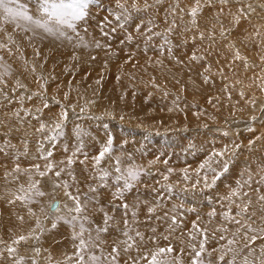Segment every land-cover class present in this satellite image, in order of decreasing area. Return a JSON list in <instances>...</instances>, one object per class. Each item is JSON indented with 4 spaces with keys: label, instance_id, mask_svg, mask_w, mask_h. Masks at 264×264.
Wrapping results in <instances>:
<instances>
[{
    "label": "bare ground",
    "instance_id": "1",
    "mask_svg": "<svg viewBox=\"0 0 264 264\" xmlns=\"http://www.w3.org/2000/svg\"><path fill=\"white\" fill-rule=\"evenodd\" d=\"M199 3L202 6L200 7V11L198 12V14L195 18H193L189 14L190 10H191L189 8H192L194 6L191 3L190 4H184L185 13L183 11V14L181 13L182 15H180V16L176 15L177 18H174V19H175V21H177L179 19L180 21L178 20L177 22H181L182 24L186 25L185 26L186 34H184L185 32L181 33L184 36L178 37L177 41H175L176 39L175 40L173 39V38H176L175 36L173 38H170L167 41L166 45H164L163 42H161L157 38H154V39L156 41H159L158 45L154 43L153 37H157V35L150 37L152 35L145 36L143 34H135L136 32L133 33V31H134L133 28H130V27L125 26V25H121L118 20H114L112 22V24H110L109 23V21L111 19L110 16L104 17L96 27L95 25H93L90 22V19L92 17L99 18V14L93 10H90V11H88V17H87L86 21L81 22L78 25L77 32L79 34V38L75 34H73L71 32V30H68V34L73 37L71 41L66 40V39L57 40L56 38H54V40L50 41V42L47 40L48 42L44 43V46H46L50 49H59L61 51V54L58 55L57 50H55L56 54L51 58V59L55 60L56 62L64 61V62H67L68 64H70L71 63L70 61L75 57L76 61L72 62L74 65H75V62H77L78 64L82 63L84 65L85 69H89V71L91 70L92 73H94V76L97 75V77H94V78H90L92 76V75H90L88 79L91 81V83L95 84V87L97 86V88H95V89H97L96 92L99 90L98 85L99 84L103 85L99 91H100V93L104 94L103 96L106 95V97H105L106 103H103V102L100 103L101 101L99 102L96 97L95 98L93 97L91 99V102H89V101L86 102V98H84L85 95H82V94H81L82 96L80 95L81 97L79 99H75V100H78L80 102L84 98L83 99L84 101L80 102V103H83V105H84V103L86 102L87 104H85L86 106L82 105V109L84 107H86V111H88L90 114L91 113L94 114L96 112V110H95L96 106L94 107L95 112L90 111L91 110L90 109L91 103L96 104L98 101L99 102L98 106L101 109H103L101 112H98V113H100L98 116L99 118L96 119L97 120L96 122H98V123L102 122V120L104 118L105 121L103 122V124L106 123V126H109L110 123H108L109 122L108 117H106V116L107 115L110 116L112 113H114L115 115H117L119 117V119H120L119 122L121 123V120H123L122 124L127 126V127L134 128V127H138L141 125L147 126L150 123H152L153 126L155 127V129L158 130L159 128L160 129L166 128L165 124L162 125V123H164L163 115L167 114L168 112H170V114H171V112H173L172 114H174V117L178 115V119L173 120V122H175L177 120L178 121L174 124H172V122H171L170 126L177 127L180 125H184L185 123H186V125H193L194 123H192V121H186L183 124V119L185 120V118H182L180 116L182 119H179L180 118L179 114L181 111H183L186 116H188L189 114H192V113L195 114L196 110L199 111L200 109H198V107H196V106H193L192 101H197V103L202 102L201 103L202 108L204 107V109H207V111L209 110V111L216 113L219 116V118L216 121L217 115L215 117L214 114L206 112L202 116L198 117V119L195 116H193L190 120H195V123H197V124L200 122H202L203 124L207 123L208 125L212 124L210 126H213L215 124V127H219V128L215 129L214 132L219 133L218 135H221V137L224 136L223 134L230 135V136L235 134V131L237 132L239 130V128L242 126V129H240L239 131H246V132L250 133V135H245L246 137H244V135H243V137H241V138L246 139L245 142L246 141L253 142L252 144H248V147L249 146L253 147L255 145V146H258L264 150V0H228V3H226V4L221 3V0H199ZM248 5H251V9L248 8ZM9 6H11L13 8L27 7L31 12H35L36 0H17V2L15 0V1H12V3ZM181 9H182V7H181ZM188 9H189V11H187ZM241 9H243L244 11L241 12L240 11ZM131 11H132V9H131ZM155 12H156V9H155ZM136 15H137V13H136ZM105 18H107L106 22H105ZM237 20H238V23H237ZM17 23H21V22L12 21L10 18L6 19L5 14L3 12V9H0V34H2V33L4 34L3 31L7 30V26H10L11 31L12 30L18 31V32H21L22 34L32 33V32L36 31V32L40 33L39 35H42L45 37H50V36H46L45 34H43L40 30H33L32 32H25L21 28L17 27ZM86 23L88 25H90V30H88V27L84 26ZM195 23L198 24V28H200V29L203 28L204 30L198 32L197 31L198 28L196 27ZM134 24H135V22H134ZM169 24H171V23H169ZM151 25H153L152 21H148V23H142L140 25H137V27L139 30H140V28H145L148 33L152 34L151 28H153V27H151ZM180 25H178V26H180ZM179 29L180 28H178V30ZM86 30H88L89 33H87ZM180 30H182V29H180ZM225 30H226L225 35H221V33L225 32ZM123 31L126 33H132V34L136 35L137 37L146 38L148 41L144 44V46H142L141 44H138L137 49L126 48L123 46L124 40L121 36V32H123ZM139 32H141V31H139ZM180 32H182V31H180ZM201 32L204 33L203 39H201V36H200ZM206 33L210 34V36ZM213 35H214V39L212 38ZM80 38H82V40ZM164 38H166V37H164ZM8 40H10V39H8L7 36H2L0 38V42H5ZM130 40L133 41V37H131ZM8 42H9V44L13 45V47L17 48V46H16L17 44H14L13 41L11 43H10V41H8ZM14 42H16V41H14ZM204 42L213 43V44L211 45V55L206 56V58H207L206 63L208 64V66L203 65L200 67V66H198V59L200 58V54L198 53V51H201V50H198V48L203 46ZM16 43H18V42H16ZM104 43H106V46L103 45ZM3 44H7V43H3ZM18 44L20 45V43H18ZM97 45H99V46H97ZM182 45H186V48L184 50H181V49L177 50ZM19 47H21V45ZM112 47H113V49H112ZM7 49H9V48L7 47ZM127 50H131L132 55L125 53V51H127ZM208 50H207V52H208ZM124 54H126V55H124ZM237 54L239 55V58H236ZM4 55L6 56V52L3 49L0 50V58L1 59H2V57H5ZM12 55H14V54H12ZM190 55H191V58H190ZM25 56L27 57V55H25ZM25 56H23V57H25ZM134 57H135V61H134ZM5 58L7 59V60L4 59L5 62H7L8 60H9V63L13 62V61H11L12 58L9 57V55ZM1 59H0V61H1ZM14 59H16V61H18L17 56H14ZM24 59H26V58H24ZM3 62L4 61H2L1 63H3ZM38 64H39V62H38ZM83 65H82V67H83ZM123 65L130 68L129 74H125V73L121 72L120 67ZM77 69H79V68H77ZM77 69H75V70H77ZM149 69L150 70L152 69L151 71H153L151 73L152 77H154V75L156 77L160 75L157 78L160 79V77H161V79H162V80H160L161 81L160 83H158V82L156 83V78H154L155 80H153V78H151L153 80V82L150 81L151 79L149 80V82L147 81V83H150L153 85V86H151V87H153L152 90L146 89V88L143 90H138L137 88H139V84H138V87L136 85L129 86V82L132 79L133 80L142 79L150 71ZM109 72H111V73H109ZM161 75L166 76V78L162 77ZM11 78H12V76H11ZM144 80H145V78H144ZM84 82L82 83V85H79L83 90H85L87 88V86ZM65 87H67V86H65ZM71 87H72V85H71ZM151 87H149V88H151ZM142 88H144V87H142ZM12 89H7L8 90L7 92H8V94L10 93V95L13 98V95H15V94H14V90H12ZM63 90L64 89H62V91ZM70 90H72V89H70ZM155 90L171 91V93H172L171 97L172 98L174 97V99H173L174 101L172 99L171 100L173 102L172 101L168 102L166 100L167 105L170 109L165 108L166 104H164V103L166 101L163 102V100H162L164 98L153 96ZM64 92L65 91H63L62 93L65 94ZM89 94H88V96H89ZM163 94H167V92L163 93ZM65 95L67 96V94H65ZM77 95L78 94H76V96ZM2 96H4V95H2ZM7 96L2 97V98H4L3 100L6 101L7 99H11V97L9 98ZM165 96H168V95H165ZM70 97H72V96H70ZM199 97H201V98H199ZM45 98L47 100H51V98L53 100L57 99V98L55 99L53 97H51V98L45 97ZM87 100H90V99L87 98ZM56 101L59 102L61 100H59V101L56 100ZM8 102H9V100H8ZM60 104H62V103L60 102ZM62 105L64 106V104H62ZM73 105H74V103H73ZM66 106H68V105H66ZM76 106H78V105H76ZM36 108H38V107H36ZM42 108H43V106H42ZM4 109H6V108H4ZM33 109H35V107ZM166 109H168V110H166ZM30 111H31V109H30ZM37 111L38 110H36V112ZM43 111L45 112V114H47L48 111H49V113L52 112L51 110H47V109H44ZM82 111H84V110H82ZM145 113H147L149 115L153 114L155 116V118H159V116H160V118H159L160 121H157V122L147 121L146 119L143 118V117H145ZM68 114H69V117L72 116V114H73V112L71 111V109H69V107H68ZM53 115H51L50 118H52ZM149 115H146V116H149ZM234 115H236V117H237L236 119L231 118ZM166 116H169V115H166ZM171 116H173V115H171ZM253 117H255V119H253ZM109 118H111V117H109ZM150 119H151V117H150ZM31 120H32L31 117H27L24 120H19V124H17V126H15V130L19 133H22V134L27 133V135H33L32 133H34V132L31 129V127H32V124H31L32 121ZM91 120H93V119H91ZM113 120H114V118H113ZM186 120H189V118H186ZM10 121L12 122L13 120H10ZM81 121H85V120H81ZM168 121H172V120H168ZM228 121H232L234 123L233 124L234 129H231V125L230 126L227 125ZM15 122H18V121H15ZM235 122L238 124H235ZM91 123H90L89 127H91V130L95 129L96 123L94 122V120ZM47 125H49V124H47ZM78 125H81V124L79 123ZM100 125H101V123L99 124L98 127H102ZM200 125H201V123H200ZM106 126H104V127H106ZM198 126H199V124H198ZM4 127H7V125ZM84 127H86V126H84ZM89 127H87V128L90 129ZM119 127H121V126H119ZM182 127H184V126H182ZM79 128L83 129V127L78 126V129ZM191 128H193V127H191ZM194 128H197V127H194ZM206 128H208V127H206ZM173 129H175V128H173ZM188 129H190V128H188ZM177 130H175V131H177ZM182 130L184 131V129H182ZM7 131L8 130H6V132ZM79 131L80 130H78L77 132H79ZM121 131H123V130H120V132ZM204 131H206V130H204ZM208 131H210V130H208ZM195 132H193V135H194L193 137L191 135L192 138H195L196 134H198V132L196 134H194ZM201 132H203V131H201ZM94 133L98 134L99 132L97 129H95V131H93L92 135ZM110 133H112V131ZM128 133H125L126 136H124V135L121 136V133H120V135L118 134L114 138L116 148H118L119 142L120 143H122L121 141L125 142L123 145L121 144V146H122L121 149L118 152H115L114 155L118 154L117 157H120L122 162L126 163L123 166H128V165L139 166V165H141L140 163H141L142 159L138 158L137 143L135 142L137 133L136 132H133L131 134H128ZM179 134H181V133H178L177 135L179 136ZM203 134H206V132H204ZM211 135H213V134H211ZM98 136H101V135H98ZM188 136H190V133ZM235 136L238 137L237 135H235ZM17 137H19V136H17ZM106 137H109V136H106ZM197 137H199V136H197ZM210 137H212V136H210ZM216 137H220V136H216ZM94 138H95V136H94ZM186 138H188V137H186ZM212 138L214 139L215 137H212ZM230 138H228L227 141H229L230 145L232 146ZM238 138L241 139L240 136ZM95 139H97V138H95ZM95 139H93V140H95ZM179 139L183 140L182 137ZM198 139L200 140V143L202 145H204L205 139L202 136H200V138H198ZM28 140L29 139H26L27 142H28ZM32 141L28 142L29 143V147H28L29 153L28 154H29V156H32V158L34 157L35 159H38L37 158L38 148L39 149H47V150H48V148H43L42 146L35 145L34 143H31ZM221 141H223V140H221ZM75 142H76V140H75ZM245 142H244V144H245ZM87 143H88V141H87ZM181 143H183V142H181ZM184 143H187V142H184ZM194 144L192 143V145H194ZM220 144L221 143H219L217 149L221 150V151L223 149V153H225V151L227 149L222 148V146H224V145L221 146ZM244 144L242 143L240 147H242ZM12 145H15V144H12ZM41 145H43V143ZM45 145H49V142L46 143ZM86 145H88V144H86ZM227 145H228V143H227ZM238 145H240V143ZM100 146L101 145H99V147ZM215 146H216V144H215ZM65 147H67V146H65ZM199 147H194V148H199ZM203 147H205V146H203ZM69 148H70V146H69ZM187 148H188V146H187ZM59 149H61V148H59ZM59 149L57 150L58 153H60ZM17 150L15 152H17ZM169 150L167 149V151H169ZM207 150H205V152ZM258 150H260V149H258ZM69 151L70 150L68 148H66V150L64 152L67 154V153H70ZM115 151H116V149H115ZM233 152L234 151L231 150V152L229 151L228 154L229 153L232 154ZM251 152H252V150H251ZM209 153H211V152H209ZM214 153H216V152H214ZM241 153H243V152H241ZM254 153L258 154L259 152L255 151ZM14 154L16 157L17 154L16 153H14ZM206 154L210 155L208 153H206ZM62 155H64V154H62ZM144 155H146V154H144ZM168 155L171 156L170 154H168ZM239 155H241V154H239ZM247 155H249V153ZM27 156L24 155V157H27ZM69 156H73V154H67L64 157H61V155H60L59 158H61V161H65ZM82 156L81 157H75L74 156L73 158L76 160V162L73 163L71 166H68V170L72 171L74 173L75 179L77 182H79V183L81 182L83 185H86V183H84V181L85 180H91L90 178L94 177L96 175H94V173L91 172L88 169V167L86 170H83L84 167L79 162L80 160L84 159ZM129 156L131 157V159H129ZM223 156L225 157V155H223ZM56 157H58V156H56ZM184 157L185 156H183V159L185 161V158L187 156L185 158ZM251 157L253 158V155ZM207 158H210V157L208 156ZM235 158H237V155ZM235 158H232V159H235ZM183 159H180V160H183ZM226 159H228V158L226 157ZM249 159L250 158H247L248 161H249ZM8 160H10V159H8ZM177 160H179V159H177ZM53 161H56V160H53ZM170 161L172 162V158H170ZM170 161H168V162L170 163ZM56 162H58V161H56ZM108 163L109 162H106L102 166L106 167ZM239 163H240L239 165H241L242 161H240ZM177 164H179V163L177 162ZM86 166H87V161H86ZM165 166H166V164H165ZM188 166L189 165H187V167H186L187 170L190 169ZM238 166H235V170H234L235 174H237V170H239V171L241 170V169H239ZM60 167H66V165L61 164ZM11 168L7 167L4 164H3V166H0V176L2 177V178L0 177V212H5L6 215H11V212L15 209V208H13V206H11L9 204L10 203L9 202L10 196H11V198H17V196L23 194L20 191V186L18 185V183L19 182L25 183V181L28 180V176H24V175H20L19 182L14 180L13 177L18 175V174L15 172V167H14V169H11ZM28 168H30V167H27V169ZM194 168H195V170L193 171L194 173H200L201 174L203 172H206V173L212 172V171L210 172L206 168L198 167L196 164L194 165ZM187 170L186 171L174 170L172 172H175L174 174L176 176L175 175H173V176H175L176 178L177 177L179 178V176H182V179L179 178L180 180H182V181H180L181 183L183 182V183L192 184V182H194V180L191 177L193 173H188ZM111 171H113V170H111ZM162 172H163V170H162ZM226 173H228V171ZM247 173L243 172L242 175H244V174L247 175ZM164 175L167 176L168 178H170L168 174H164ZM213 175H214V173L212 172L211 178H213ZM165 176H163L162 178H164ZM208 176H209V174H208ZM51 177H53V175L50 174L49 177L45 178V180L42 183V185L44 186V188H46L47 191H49V189H51L49 194H48V200L45 204L46 206L44 209L47 210L50 203L56 202V203H59L61 205V211H63V204L65 202L70 203V201H67V198L65 197L63 190H61L59 188H55V189L53 188V186H52L53 180ZM175 177H173V178H175ZM252 177H253V181L251 182L252 185H250L249 187H244L242 191L248 192L250 194L249 197H247L248 199H251L253 202H257V197L260 195H264V184H261L259 182L260 178H261L260 173H257L255 175L252 174ZM225 178L220 177V179L216 183V187L214 189H212L215 186L214 185L211 188L212 190L206 191V192L212 193L211 194L213 196L212 204H213V208L216 209L217 213L221 212V210L218 209L219 204H223L224 206L226 205L227 202L224 201L222 198L225 195H227V193H222L220 191L215 192V190H217L216 188H218L220 186L218 189L222 190L224 192H229V190L224 189L225 186L234 189V187L232 186V181L226 180ZM33 179H36V177ZM83 179H84V181H83ZM243 179H245V177ZM60 180L61 181L68 180L69 183L73 184V187L76 186V184L73 183V181L71 180V178L67 174H62V176L60 177ZM167 180H168L167 184L169 183L170 185H174L172 183V180H169V179H167ZM174 180H176V179H173V181ZM11 182H16V185H11ZM203 183H205V181ZM194 184H192V185L194 186ZM158 185H159V183L155 184L154 188H156ZM234 185L236 187V184H234ZM139 186L140 185L136 186L135 188L138 187L140 190V194H139L140 201L141 202L146 201L147 203L146 204L140 203L139 207L136 209V211L138 213V220L142 222V223H139L137 225V227L141 231H146V229H148L154 225H157L156 222H158V221L155 219V216L162 215L164 211L170 210V209H172V207L167 206L163 202L160 201V203L162 204V207L157 208V211L154 214L153 219L151 221H149L147 219V215H148L147 214V208L149 206H153V201H154L153 197H156V196H153L152 193H148V192H146V196L145 195L143 196V191L141 190V187H139ZM182 186H184V185H182ZM202 186L204 187V185H202ZM203 187H201V188H203ZM135 188L130 191L131 192L130 195H126V194L124 195V200L129 205L134 204L136 202V198L139 201V198L135 194L136 193ZM253 189H255V191H253ZM182 193H184V192H182ZM59 194H60V196H59ZM53 196H55V197H53ZM51 197H53V198H51ZM56 197L60 198V202H58L57 200L54 201V198H56ZM110 197H112L111 194L104 193L103 191H99V196H98L99 203L98 204L97 203H90L89 204L90 210L88 212V215L91 218V223L86 224V227L89 229V231H91V234L93 236H95L96 233H95V231H93V229L97 225L100 224L102 217L101 218H99V217L103 215L99 211V209L102 207L105 212H108L109 215L114 216V221L112 222V224H114V226L111 227V230L109 231V235H107L105 233V234H101V236H100L101 241L104 242L102 245V251L104 254H107L108 252L111 251L110 245H111L112 241L114 239H116L120 229L122 228L121 218H122L123 211H124L123 209H121L119 207H117L114 210L112 207V204L115 203L118 205L120 203V201L119 200L113 201ZM196 198H197L196 199L197 202H195L196 207L194 206L193 208H195L197 210V212L202 217V219L207 221V215L206 214L211 210L205 211V212H202L201 210H199V204H200V200L202 198V195L199 194V196ZM160 200H161V198H160ZM177 203H179V202H177ZM177 203H174L171 205L172 206L173 205L178 206L179 204H177ZM239 203H240V200H239ZM253 211H256V209L253 208ZM25 212H26V210H25ZM95 213L97 215H94ZM40 215L41 214L39 212V216ZM187 215H189V214H187ZM257 215H260V213L257 212ZM41 219H43V217H41ZM129 219H131V215H129ZM188 219H190V217ZM221 219H222V217H220L218 215L213 221V226L218 225ZM3 221H5L6 223H10L9 220H2L0 218V226H2L1 223ZM45 221H44V224H45ZM46 224H49V223H46ZM59 224H61V222L57 223L55 229H57L59 227ZM161 227H163V226H161ZM69 228H72V227L68 225V226L64 227L63 230H61L62 234L65 236L62 239H57L58 235L56 233H53L50 235V238H52L54 240L55 244L60 242V243H62V245H64L65 247L68 248L67 251L62 250L61 255L63 257L71 256L72 253L74 252V243L75 242L73 240L72 232L67 231V229H69ZM158 231L163 233V230L160 228L158 229ZM146 234H150V233L146 232ZM5 235L9 236L8 233H5ZM177 236L179 237V234ZM209 242H210V245L213 246L214 248H217L219 246V243L215 238H210ZM263 242L264 241L257 242L256 247L258 250L261 247V245L264 244ZM213 247L212 248L208 247V249L212 250ZM57 248H56V250H58ZM45 253L46 252L40 253V255L36 257V259H38V261L40 260L44 263L43 259H44ZM96 254L99 255L100 250H97ZM129 255L135 256L136 250L135 249L130 250V252L128 254L122 253L121 257H120V264H124V261L128 259ZM10 262L13 264V261H10ZM42 262H40V263H42Z\"/></svg>",
    "mask_w": 264,
    "mask_h": 264
},
{
    "label": "rangeland",
    "instance_id": "2",
    "mask_svg": "<svg viewBox=\"0 0 264 264\" xmlns=\"http://www.w3.org/2000/svg\"><path fill=\"white\" fill-rule=\"evenodd\" d=\"M12 1H15V0H12ZM16 2H17V0H16ZM120 2L122 4H124L125 7H127L129 10L126 18H122L119 20L120 24L128 26L130 28H133L134 29L133 33L136 32L135 34H143L145 36L152 35L150 37H153L154 36L153 33H161L162 35H159L157 37H153L154 43L157 45H158L159 41H156L154 38H157L158 40L163 42L164 45H166V43H167L166 41H168L170 38H173L175 36L176 38H173V39L174 40L176 39L175 41H177L178 37L184 36L181 33L185 32V26L186 25L182 24L181 22H177L179 19L177 21H175L174 18H177L176 15L180 16L183 14V11L185 8L184 4H190L191 3L193 6L196 5L195 0H147L148 7H145V0H120ZM133 3H135L137 5V8L132 7ZM201 6L202 5L200 4V7ZM181 7H182V9H181ZM131 9H132V11H131ZM155 9H156V12H155ZM189 9H191V8H189ZM189 9L187 11H189ZM90 10H93L99 14V18L92 17L90 19V22L93 25H95L96 27L104 17H109V16L111 18L109 23L112 24V22L114 20H117L116 16L121 14V12H122V9L117 7L116 0H91V2L88 5V11H90ZM136 13H137V15H136ZM184 13H185V11H184ZM148 21H152V24H153V25H151V27H153V28H151L152 34L148 33L145 28H140V30H139L137 27V25H140L142 23H148ZM172 21H175V23L177 25L175 24V27L172 29V31L166 33L167 34L166 35L165 30L170 25L169 23H171ZM134 22L136 25L134 24ZM178 25H180V26H178ZM195 25L198 28V24L195 23ZM84 26L88 27V30H90V25H88L86 23ZM10 28H11L10 26H7V30L3 31L5 35L3 33H2L3 35L0 34L1 35L0 38L2 36H7V38L10 39V40H8V41H10V43L13 41L14 44H17L16 45L17 48H15V47H13V45L9 44L8 41L0 42V45H6V47H0V50L3 49L6 52V56L5 55L4 56L7 57L9 55V57L12 58L11 61H13V62L9 63V60L7 62H5V60H7L5 57H2L3 60L0 58L1 59V61H0V128H1L0 129V148H5L4 152H0V166H3V164H4L9 168L12 167L11 169H14L16 164L19 163L20 168H22V170H23V169H27V167H30L32 164L39 163L43 166L46 163V161H44V160L35 159L34 157L32 158V156H29V154H28L29 153V151H28L29 143H27V145L24 144V141H26V139H29L28 142L33 140L31 143H34L35 145L42 146L43 148H48V150L53 152L54 156L55 155L58 156V157L55 156L57 159L54 156L51 159L56 160L58 162L61 161V158H59L60 155H61V157H64L67 154L75 153L76 148L79 146V142L82 140L83 141V152L87 153L88 157H89V159L87 161V166H86V163L82 164L84 167L83 170H86L88 167V169L91 172H93L91 157L95 156L97 154V152L99 151V149L101 147V146L99 147V145H103L109 137H112L113 138V152H112L113 155H112V157L114 156L116 158L118 154L114 155V153L118 152L122 147L121 144L123 145L125 142L124 141H121L122 143L119 142L118 148H116L114 138L118 134L120 135V133H121V136L122 135L126 136L125 133L129 132L128 134H131L133 132H136L137 135H136V141L135 142L137 143L138 158L142 159V161L140 163L141 165H139V166H142L144 169L148 170V172H149V174L141 176V182L138 185H140L139 187H141V190L143 191V196L144 195L146 196V192L152 193L153 196H156L157 191L166 193V195L161 197L160 201L163 202L167 206L173 207L171 204L179 202L177 204L183 205L185 209L193 208L195 206V202H197L196 197H198L200 194V195H202V198L200 200L199 210H201L202 212H205V211H209V210L213 209V204H212L213 196L211 195L212 193L206 192V191L214 189L216 187V183L218 180L216 181L215 186L213 188L212 187H206L205 183H203L205 181L204 177H205V175H207L208 182L210 183L213 179V178H211L212 172L207 167H206V169L209 170L211 173L203 172L200 174V173H194L193 171L195 170V168H194L195 164L198 167H201L202 164H204L206 161L210 160V158H207L208 156L214 157V154H215L214 152H216V153L217 152H223V149H222V151L217 149L219 143H221L220 144L221 146L222 145L225 146V147L222 146V148L227 149L224 153L225 157L224 156L217 157V158L214 157L212 159L211 164H210V168L215 169L216 172H219L223 163L227 162L228 168H229L228 173L225 172L223 175H221V177L222 178L226 177L225 178L226 180L232 181V186L234 188L237 187V181L242 182L243 180H246L249 175H252V174L255 175L257 173H260L261 177L264 176V167H263L264 166V150L258 146H255V145L253 147L252 146L248 147V144H252L253 142H248V141L245 142L246 139L241 138V137H243V135H244V137H246L245 135H250V133H248L246 131H239L240 129H242V126L239 128V130L237 132L235 131V134H233L231 136L223 134L224 136L221 137V135H218L219 133L214 132L215 129L219 128V127H215L214 123H213L214 124L213 126H210L212 124L208 125L207 123L203 124L202 122H200L201 125H200V123H198L199 124V126H198V124L195 123V120H190L193 116H195L198 119V117L202 116L206 112L214 114L216 117V115H217L216 113L209 111V110L207 111V109H204V107L202 108V104H201L202 102H199V103H197V101H192L193 103L191 102L193 104V106H196V107H198V109H200L199 110L200 112L196 110L195 114L192 113V114H189L188 116H186L183 111H181L179 114V117L181 116L182 118H185V120L183 119V124L186 121H192V123H194L193 124L194 126L193 125H186V123L184 125H180L177 127L170 126L171 122H172V124H174L178 121L177 120V121L173 122V120L178 119V115L174 117V114H172L173 112H171V114H170V112H168L167 114L163 115L164 123H162V125L165 124V126H166V128H163L164 130L160 129V128H159L160 130L159 129L156 130L152 123H150L147 126L141 125V126L134 127V128L127 127V126L122 124L123 120H121V123H120L119 117L112 112H111L112 114L110 116H108V115L106 116V117H108V121H109L108 123H110L109 126H106V123H104L105 125L103 124V122L105 121L104 118H103L102 122H99V123L96 122L97 121L96 119L99 118L98 116L100 114L98 112H101L103 110L98 106L99 102L101 101L100 103H102V102L106 103V98H105L106 95L103 96L104 94L100 93V91H99L103 85L99 84L98 85L99 90L96 92L97 89H95V88H97V86L95 87V84L91 83V81L88 79L90 75H92L90 78L97 77V75L94 76V73H92L91 70L89 71V69H85L84 65L82 63H79L80 64L79 65L77 62H75V65H76L75 66L72 63V62L76 61L75 57L70 61L71 62L70 64H68L67 62H64V61L56 62L55 60L51 59L56 54L55 50H57L58 55L61 54V51L59 49H50V48L44 46V43H47L48 41L49 42L53 41L54 37H51V36L45 37V36L39 35L40 33L36 32V31L32 32V33H27V34L26 33L22 34L21 32L14 31V30H12L13 31L12 32L10 30ZM178 28H180L182 30H180V29L178 30ZM88 30H86L87 33H89ZM202 30H204V29L203 28L197 29L198 32H200ZM139 31H141V32H139ZM180 31H182V32H180ZM201 33H203V32H201ZM184 34H186V32ZM206 34H208V33H206ZM208 35L210 36V34H208ZM121 36L124 40L123 46L126 48H130V49H137L138 44H141L142 46H144V44L148 41L146 38L137 37L136 35H134L132 33H126L124 31L121 32ZM131 37H133V41L130 40ZM164 37H166V38H164ZM14 41L20 43L21 47H19L20 45ZM3 43H7V44H3ZM212 44L213 43L204 42V45L198 48V50H201V51H198V53L200 54V58L198 59V66H200V67L203 65L208 66V64L206 63V60H207L206 56L211 55V45ZM103 45L106 46V43H104ZM7 47L9 49H7ZM185 48H186V45H182L177 50H180V49L184 50ZM112 49H113V47H112ZM207 50H208V52H207ZM125 53L132 55L131 50H127V51H125ZM12 54H14V55H12ZM20 55L22 57L27 55V57L25 56L22 58ZM124 55H126V54H124ZM14 56H17L18 61H16V59H14ZM24 58H26V59H24ZM190 58H191V55H190ZM2 61H4V62L1 63ZM134 61H135V57H134ZM38 62H39V64H38ZM82 65H83V67H82ZM73 67L75 69H77V68H79V69L75 70ZM120 68H121L122 73L129 74L130 68L126 67L125 65L121 66ZM151 70L142 78L143 80L145 78L144 81L142 79H138V80L132 79L129 82V86L136 85L138 87V84H139V88H137L138 90H143L145 88L152 90L153 87H151V86H153V85L150 83H147V81L149 82V80L151 78H153V80H155L154 78H156V83L157 82L160 83L161 82L160 80H162V79H161V77H160V79L157 78L160 75L157 77L154 75V77H152L151 73L153 71H151ZM109 73H111V72H109ZM11 76H12V78H11ZM161 76L166 78V76H163V75H161ZM153 80L151 79L150 81L153 82ZM83 82L87 86V88L85 90H83L79 86V85H82ZM71 85H72V87H71ZM65 86H67V87H65ZM148 86L151 88H149ZM142 87H144V88H142ZM7 89L14 90L15 95H13V98L10 95V93L8 94ZM62 89H64L63 91H65L64 93L67 94V96L62 93L63 92ZM70 89H72V90H70ZM166 92H167V94H163ZM1 94L4 95L5 97L8 95L7 97H9V98L11 97V99H7L5 101V100H3L4 98H2L4 96H2ZM76 94H78L77 95L78 97L76 96ZM81 94L85 95L84 98H86V102H88V101L91 102V99L93 97L94 98L96 97L97 100L99 101V102L97 101L96 104L91 103V105H90V109H91L90 111L95 112V110H96V112L94 114H92V113L90 114L88 111H86V107H84L82 109L83 103H80V102H83L84 98L80 102L78 100H75V99H79L82 96ZM88 94H89V96H88ZM165 95H168L169 97L165 96ZM171 95H172L171 91L155 90L153 96L164 98L165 100L162 99L163 102H165L166 100L168 102H170L174 99V97L172 98ZM70 96H72V97H70ZM45 97H49V98L53 97L55 99L57 98L56 100H58V101L61 100V101L57 102L56 100H53L52 98H51V100H47ZM87 98H89L90 100H87ZM199 98H201V97H199ZM8 100H9V102H8ZM167 101L164 103V104H166L165 108L170 109L167 105ZM60 102L62 104H64V106L62 104H60ZM86 102L84 103V105L87 104ZM73 103H74V105H73ZM45 104H47L48 107H44ZM66 105H68V106H66ZM76 105H78V106H76ZM42 106H43V108H42ZM34 107H35V109H33ZM36 107H38V108H36ZM68 107L73 112L72 116H70V117L68 114ZM94 107H95V110H94ZM4 108H6V109H4ZM30 109H31V111H30ZM44 109L51 110L52 111V112H50L51 114L49 113V111L47 112V114H45V112L43 111ZM168 109H166V110H168ZM36 110H38V111L36 112ZM82 110H84V111H82ZM64 111H67V120L64 121V125H65L64 129H63L64 134L62 136L57 137L55 140H53L51 142L44 139L45 136L55 135V133L53 132V129L55 127V123L60 120V113H62ZM51 115H53L52 118H50ZM146 115H149V114L145 113V117H143V118L146 119L147 121H150V122L160 121L159 120L160 116H159V118H155V116L152 114V115H149L151 117V119H150V117L146 116ZM166 115H169L170 117L166 116ZM171 115H173V116H171ZM27 117H31V119H32L31 120L32 121L31 129L34 132V133H32L33 135H27V133L22 134V133H19L15 130V126H17V124H19V120H24ZM109 117H111V118H109ZM181 117L179 119H182ZM113 118H114V120H113ZM186 118H189V120H186ZM216 118H217L216 119V121H217L219 116L217 115ZM231 118L236 119L237 117H236V115H234ZM91 119H93L97 125V126L95 125V129H97L99 133L95 134L96 133L95 132L93 134L95 136V138H97V139H95L94 136L92 135V133H93V131H95V129L91 130V127H89L90 123L93 122V120H91ZM10 120H13L12 121L13 123ZM81 120H85V121H81ZM168 120H172V121H168ZM15 121H18V122H15ZM41 123H44L46 125L44 133H40V132L36 131V129H38L40 127ZM79 123L81 125H78ZM100 123H101L100 126H102V127H98ZM47 124H49V125H47ZM233 124L234 123L232 121L227 122L228 126L231 125V129H234ZM235 124H238V123L235 122ZM3 125L4 126L7 125V127H4ZM78 126L83 127V129H80V128L78 129ZM84 126H86V127H84ZM104 126H106V127H104ZM119 126H121V127H119ZM182 126H184V127H182ZM87 127H89L90 129H88ZM191 127H193V128L197 127L198 129L197 128L193 129ZM206 127H208V128H206ZM173 128H175V129H173ZM188 128H190V129H188ZM182 129H184V131ZM6 130H8V131L6 132ZM78 130H80V131L77 132ZM120 130H123V131L120 132ZM175 130H177V131H175ZM204 130H206V131H204ZM208 130H210V131H208ZM111 131H112V133H110ZM201 131H203V132H201ZM193 132H195L194 134H196L198 132V134H196L195 138H192L194 136ZM204 132H206V134H203ZM178 133H181V134H179V136H178L177 135ZM189 133H190V136H188ZM211 134H213V135H211ZM98 135H101V136H98ZM191 135H192V137H191ZM209 135L212 137H215V138L213 139ZM235 135H237L238 137L240 136L241 139H239ZM17 136H19L20 138ZM106 136H109V137H106ZM197 136H199V137H197ZM200 136H202L205 139L204 145H202L200 143V140L198 139V138H200ZM216 136H220V137H216ZM181 137L184 141L179 139ZM186 137H188V138H186ZM228 138L231 139L230 141H231L232 146L230 145L229 141H227ZM93 139H95V140H93ZM75 140H76V142H75ZM221 140H223L224 142ZM38 141H43V145L37 144ZM87 141H88V143H87ZM48 142H49V145H45ZM181 142H183V143H181ZM184 142H187V143H184ZM244 142H245V144H244ZM8 143H10V144L12 143L15 145L11 144L13 147L9 148L10 149L9 150L8 148L5 147L6 144H8ZM192 143L193 144L195 143V144L192 145ZM227 143H228V145H227ZM239 143H240V145H238ZM242 143L244 145L242 147H240ZM86 144H88L89 146ZM215 144H216V146H215ZM68 145L70 146V148L73 151L69 148ZM65 146H67V147H65ZM187 146H188V148H187ZM193 146L194 147L200 146V147L194 148ZM203 146H205V147H203ZM57 148L58 149L61 148V149H59L60 153L57 152V150H58ZM66 148H68L70 150L69 151L70 153L66 154L64 152ZM166 148L168 150L169 149L170 150L167 151ZM115 149H116V151H115ZM258 149H260V150H258ZM16 150H17V152H15ZM205 150H207V151L205 152ZM231 150L234 152L232 154L229 153L230 154L229 155L228 152L229 151L231 152ZM251 150L253 153L251 152ZM22 151L24 153L26 152V154H22L23 153ZM240 151L243 153H241ZM255 151H257L259 153L258 154L254 153ZM209 152H211V153H209ZM14 153L17 154L16 157L19 155V159H17L15 157ZM206 153H208L210 155H207ZM248 153H249V155H247ZM62 154H64V155H62ZM144 154H146V155H144ZM168 154H170L171 156H169ZM239 154H241V155H239ZM24 155L25 156L28 155V156L24 157ZM236 155H237V158H235ZM250 155L251 156L253 155V158ZM81 156L82 155L80 153H76V155H75V157H81ZM183 156H185V157L187 156L186 158L184 157L185 161L183 159ZM230 156L232 158H235V159H232ZM82 157L84 158V156H82ZM114 157H113V160L115 159ZM226 157L228 159H226ZM246 157L250 158L249 161L247 160ZM170 158H172V162L170 161ZM8 159H10V160H8ZM177 159H179V160H177ZM180 159H183V160H180ZM56 161H53V162H56ZM168 161H170V163ZM240 161H242L241 165H239ZM177 162L179 164H177ZM124 164H126V163L122 162V166ZM165 164H166V166H165ZM187 165H189L188 167L190 168L188 170L186 168ZM235 166H238L239 169H241L240 171L237 170V174H235V172H234ZM106 167L110 168L111 162H109ZM110 169L113 170L112 172L114 173V168H110ZM173 169L176 171H179V170L186 171L187 170L188 173H193L191 177L194 180V182H192V184L195 183L194 186L192 184H188V183H183V182L181 183L180 181H182V180H180V179H182V176H179L180 179L177 177L178 178L177 179L175 177L176 175L174 174L175 172H172V171H174ZM162 170H163V172H162ZM243 172H245V173L248 172V173H247V175H245V174L242 175ZM164 174H168L170 178H168ZM208 174H209V176H208ZM94 175H96V173H94ZM173 175H175V176H173ZM163 176L167 177V179H169V180H172V183L174 185H170L169 183L167 184L168 180L165 179V177L162 178ZM35 177H36V179H38V178L41 179L38 176H33V178H35ZM53 177H51V178L54 181L56 178L55 177L53 178ZM173 177H175V178H173ZM244 177H245V179H243ZM173 179H176V180L173 181ZM44 180H45V178L42 179L41 183H43ZM83 181H84V179H83ZM84 183H86V185H83L80 182L78 184V186H80L79 188L82 191H87L88 186L90 184H93L94 181L92 179L91 180H85ZM108 183L109 184H115L116 182H115L114 178H110ZM158 183H159V185L156 188H154V185L158 184ZM234 184H236V187ZM11 185H16V182H11ZM18 185L19 186L24 185L25 188H27L28 180L25 181V183L19 182ZM182 185H184V186H182ZM202 185H204V187ZM168 186H171V189H172L171 191H168ZM76 187H77V185L75 187H73L72 190L74 191ZM201 187H203V188H201ZM218 188H216L217 190H215V192L220 191L222 193H227V194L229 193V192H224L222 190H219ZM224 189L230 191V189H232V188L225 186ZM42 190L45 192V195L43 197L37 198L38 203L34 202L31 204H25V203L21 202L20 200H18L17 198H11V196H10V201H14V203H9V204L11 206H13V208H15V209L11 212V215H6L5 212H0V218L2 220H9L10 221V223H6L5 221H3L1 223L2 226H0V240H3L6 243L10 244L11 240L14 239L16 236H18L20 234H26L28 232V230L33 227V225L35 224V218L30 215L29 208H31L32 212H34L36 214V216H39L40 208H42V207L45 208V206H46L45 204L48 200V194H49L51 189H49V191H47L46 188H44V186H43ZM114 190H115L114 188H102L99 191H103L104 193H108V194L112 195ZM135 191H136L135 194L139 198V201H140V196H139L140 190H139V188L138 187L135 188ZM182 192H184V193H182ZM130 193L131 192L129 191V192H126L125 194L130 195ZM59 196H60V194H59ZM53 197H55V196H53ZM53 197H51V198H53ZM110 198L112 199V197H110ZM153 198L155 199L156 197H153ZM245 199H248V198H245ZM55 200L60 202L59 197L54 198V201ZM136 201H138L137 198H136ZM237 203H239V199L237 200ZM253 204L255 205L256 202H253ZM223 207H224L223 204H219L218 209L222 210ZM25 210H26V212H25ZM250 211H253V209H250ZM188 214H189V215H187L188 221L195 219V215H196L195 213H188ZM94 215H97V214L95 213ZM18 217H23L24 222L21 223V221L18 219ZM101 217L102 216H100L99 218H101ZM189 217H190V219H188ZM46 223H49V224H46ZM158 223H159V221L156 222V224H158ZM65 224L66 223L61 222V224H59V227L57 229H55V228L53 229V228H51V223L47 220L45 221L44 225L49 230L46 231L41 236L39 241H33L32 242L35 246L41 248L40 253L46 252L44 259H43L44 263L40 260L38 261V259H37L38 264H72V262L66 260L65 257H63L61 255L62 250L67 251L68 248L65 247L64 245H62V243H60V242L55 244L54 240L52 238H50V235L53 233H56L58 235L57 239L64 238L65 236L62 234L61 230H63L64 227L68 226V224H66V225ZM112 226H114V224H112L111 227ZM154 226H156V225H154ZM189 226L190 225H186V227H189ZM111 227L109 228V231L111 230ZM159 228L162 229L164 232V227H159ZM67 231L72 232V228L67 229ZM5 233H8L9 236L5 235ZM106 234L109 235V232ZM184 239L186 242V238H184ZM258 242H260V241H258ZM160 246L161 247L166 246V242L161 240ZM261 246H264V244ZM173 247H174L175 251L173 252L172 257H176L177 255H179L180 258L183 260V264H189V260L187 259L185 253L180 252L181 245L179 244L178 240H173ZM207 247L212 248L213 246H211L210 242H209ZM56 248L58 250H56ZM30 251H31L30 248L21 246L19 248V253L17 255V259H19L20 256H25V253H29ZM186 251H187V249L185 250V252ZM209 252L211 253V250H209ZM0 253H2V255H0V264H12L10 262V261H12V258L8 256V254L5 250V243H0ZM214 257H215V254H212L209 258L213 260V264H219V262L215 261ZM40 262H42V263H40ZM25 263L30 264V261L27 259V257H25L24 261H21V264H25Z\"/></svg>",
    "mask_w": 264,
    "mask_h": 264
},
{
    "label": "snow or ice",
    "instance_id": "3",
    "mask_svg": "<svg viewBox=\"0 0 264 264\" xmlns=\"http://www.w3.org/2000/svg\"><path fill=\"white\" fill-rule=\"evenodd\" d=\"M90 2L91 0H36V10L31 12L27 7L13 8L9 6L12 0H0V9H3L6 19L10 18L12 21L21 22L17 23V27L25 32L40 30L46 36L54 37L57 40L66 39L71 41L73 37L68 34V30H71L79 38L77 28L79 23L86 21ZM116 3L117 7L122 9L121 14L116 16L119 21L122 18H126L129 10L120 0H116ZM221 3L226 4L228 0H221ZM132 7L137 8V5L133 3ZM145 7H148L147 0H145ZM248 8L251 9V5H248ZM199 11L200 3L199 0H196V5L191 8L189 14L195 18ZM240 11L243 12L244 10L241 9ZM106 21L107 18H105ZM174 27L175 21H172L166 28L165 34L171 32ZM225 33L226 30L221 35H225ZM153 35L159 36L162 34L153 33ZM200 36L203 39L204 33H200ZM212 38L214 39V35ZM80 39L82 40V38ZM0 47H6V45H0ZM236 58H239L238 54ZM44 107H48V105L45 104ZM66 120L67 111H64L60 113V120L55 123L53 129L55 135L45 136L44 139L51 142L62 136L64 134V121ZM45 128L46 125L41 123L36 131L44 133ZM27 143V141H24L25 145ZM42 143L43 141H38V144ZM5 147L11 148L13 146L8 143ZM4 151L5 148H0V152ZM112 152L113 138L109 137L101 145L97 154L91 157L92 170L96 173V176L90 178L94 183L88 186L87 191H82L79 188V182L76 181L74 173L68 170V166L76 162L73 158L76 153L84 156V160L79 161L81 164H85L89 159L88 154L83 152L82 140L79 142V146L73 156H69L65 161L53 162L51 159L53 157L52 151L38 148L37 158L46 161L43 166L36 163L32 164L30 168L22 170L19 163L16 164L15 172L18 175L14 176L13 179L19 182L20 175L28 176L27 188L24 185H20V191L23 195L17 196L18 200L25 204L38 203L37 198L45 195L41 181L51 174L56 178L52 182L53 188L63 190L67 201H70V203L65 202L63 211H61V205L53 202L47 210L40 208V216H36L29 208L30 215L35 218L33 227L26 234L16 236L11 240L10 244L0 240V243H5V250L8 256L12 258L13 264H21L25 257L30 261V264H38L36 257L40 255L41 248L35 246L32 242L39 241L41 236L49 230L44 225L45 220L51 223V228L53 229L59 222H64L72 227V236L75 242L74 252L71 256L65 257L72 264H120L121 254H128L133 249L136 250V255H129L124 264H183V260L179 255L172 257L175 251L173 240H178L181 245L180 252L185 253L189 264H213V260L209 258L212 254H215V261L219 262V264H264V246H261L259 250L256 247L258 241H264V195L258 196L254 205L251 199H245L250 194L242 191L244 187L251 185L253 181L252 175H249L242 182L237 181V187L230 189L229 193L222 198L227 203L221 212L217 213L215 208L211 209L206 214L207 221L202 219L195 208L185 209L183 205H173L172 209L164 211L160 216H155V219L159 221L156 226H152L146 231H141L137 227L142 222L138 220L136 209L140 203L146 204L147 202L136 201L134 204L129 205L124 200V195L138 186L141 182V176L147 175L149 172L142 166H122L121 158L116 157L113 160ZM22 154H26V152ZM223 155V152H217L214 157ZM214 157H210L209 161L201 165V168L207 167L214 173L210 183L207 175H205L206 187H213L221 175L228 171L227 162L223 163L219 172L210 168ZM16 158L19 159V156ZM129 159H131L130 156ZM106 162H111V168H114V173L109 167L102 166ZM61 164L66 165V167H60ZM62 174H67L73 183L77 185L74 191L72 190V183H69L68 180H60ZM33 176H38L41 179H33ZM110 178H114L116 182L114 185L108 183ZM259 182L264 184V176L260 178ZM102 188H114L112 200H119L120 203L118 205L113 203L112 207L114 210L117 207L124 210L121 218L122 228L116 239L112 241L110 245L111 251L107 254L102 251L104 242L101 241L100 236L109 232L114 216L109 215L101 207L99 211L103 214L102 220L93 229L96 235L93 236L86 227V224L91 223V218L88 215L89 204L99 203V190ZM171 190V186H168V191ZM164 195L166 193L157 191L153 206L147 208V219L149 221L153 219L157 208L162 207L160 198ZM238 199L240 203H237ZM9 202L14 203V201ZM253 208L256 211H250ZM257 212L260 215H257ZM188 213H195V219L188 221ZM129 215H131V219H129ZM218 215L222 219L218 225L213 226V221ZM18 219L21 223L24 222L23 217H18ZM186 225L190 226L186 227ZM161 226L164 227L163 233L158 231ZM146 232L150 234H146ZM177 234H179V237ZM210 238H215L219 243V246L213 248L211 253L207 247ZM161 240L166 242V246H160ZM21 246L28 247L31 251L17 259ZM186 249L187 251L185 252ZM97 250H100L99 255L96 254Z\"/></svg>",
    "mask_w": 264,
    "mask_h": 264
},
{
    "label": "water",
    "instance_id": "4",
    "mask_svg": "<svg viewBox=\"0 0 264 264\" xmlns=\"http://www.w3.org/2000/svg\"><path fill=\"white\" fill-rule=\"evenodd\" d=\"M53 203V202H52ZM51 204V203H50Z\"/></svg>",
    "mask_w": 264,
    "mask_h": 264
}]
</instances>
